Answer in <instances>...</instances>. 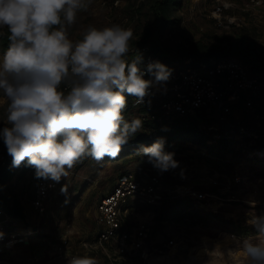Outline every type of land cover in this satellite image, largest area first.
I'll return each instance as SVG.
<instances>
[{"label":"rangeland","instance_id":"374dc122","mask_svg":"<svg viewBox=\"0 0 264 264\" xmlns=\"http://www.w3.org/2000/svg\"><path fill=\"white\" fill-rule=\"evenodd\" d=\"M112 1L91 0L70 29L71 37L79 38L80 30L89 24L102 27L121 23L133 29V39H139L151 20L147 3L136 7V0H120L114 6ZM245 3L246 0H181L171 14L174 23L154 33L155 42L162 48L201 42L221 51L237 46L238 53L250 60V64L264 68V0L261 7H248ZM217 6H221L222 12L215 11ZM156 59L168 68L172 66L171 59ZM256 74L264 78V71ZM159 99L160 96L153 101L156 103ZM4 106L5 101L0 97V128L5 119ZM256 112L264 113V101ZM253 118L254 113L241 111L232 123L237 127L250 120L251 124L246 125L249 128L264 126V121H253ZM236 139L239 156L228 157L231 169L223 168V173L211 166L202 148L184 143L169 152L174 153L178 167L165 172L153 167L138 150L101 162L83 158L50 193L47 225L38 235L29 237L27 243L2 247L0 258L23 261L38 255L42 264H55L52 243L59 238H66L78 255H85L77 244L97 233L98 199L110 192L124 173L140 167L144 177L155 172L164 184L187 183L213 194L203 200L181 199L169 207H162L160 203L136 206L137 216L147 219L149 224L147 246L152 254L151 264H244L243 244L256 243V230L249 220L252 216H264V157H254L248 152L264 148V141L253 142L239 136ZM5 151L0 140V156ZM33 178L34 169H31L7 184L6 192L17 195L24 208L25 218L14 224L20 229H30L36 221L29 205ZM170 240L172 244H168ZM90 256L97 264H106L101 254Z\"/></svg>","mask_w":264,"mask_h":264},{"label":"clouds","instance_id":"9594fccd","mask_svg":"<svg viewBox=\"0 0 264 264\" xmlns=\"http://www.w3.org/2000/svg\"><path fill=\"white\" fill-rule=\"evenodd\" d=\"M90 3L0 0V31L8 40L0 55V97L5 101L0 140L11 167H30L38 180L59 183L85 157L101 162L120 156L143 128L141 118H125L128 97L141 105L154 84L171 76L172 70L159 61L142 68L141 54L129 58L134 31L121 23L89 24L73 39L70 29ZM146 74L153 79H145ZM164 147L161 138L138 151L165 172L179 162ZM249 224L256 243L243 244L244 264H264V216H252ZM68 264L97 261L78 255Z\"/></svg>","mask_w":264,"mask_h":264},{"label":"built area","instance_id":"2783aa9c","mask_svg":"<svg viewBox=\"0 0 264 264\" xmlns=\"http://www.w3.org/2000/svg\"><path fill=\"white\" fill-rule=\"evenodd\" d=\"M145 0H136L137 6ZM105 3V1L103 2ZM120 0H113L114 6ZM263 0H246L245 5L261 7ZM216 12H222L217 6ZM136 40V39H134ZM132 52L129 58L136 54L143 56L142 68L152 61H159L149 51L147 45L136 46L131 43ZM136 50V52H135ZM171 76L165 82L154 84L150 95L141 105H135L134 98L131 106L144 107L155 104L153 110L142 116V120L163 121L174 116H193L199 121L200 128L216 141L225 126L241 111L254 113L253 121H264V113L256 112L264 101V78L254 74L239 58L208 57L193 63L186 59L182 63L173 61ZM145 79H153L145 75ZM160 99L155 103L156 97ZM240 104V109L235 107ZM203 118H212L209 121ZM251 121H245L238 126L239 137L250 141H264V126L249 128ZM4 126V125H3ZM2 126V127H3ZM249 155L264 157V148L248 152ZM10 156L7 151L0 156V163ZM137 171L124 173L110 192L101 196L96 204L95 223L97 233L90 239H81L77 246L85 255L101 254L106 264H151V252L147 246L149 224L147 219L139 218L136 206L144 204L156 205L164 200L190 198L203 200L213 194L201 191L187 183L164 184L158 173L144 177L141 168ZM58 183L51 180L32 179V195L29 200L35 224L28 230L15 228V222L0 209V252L2 247L17 242H28L32 234H39L48 223L47 204L52 191ZM173 241H168L172 244ZM52 255L55 264H68V258L78 256V251L66 238H59L52 243ZM162 252V250H159ZM139 261V262H138ZM0 264H42L38 255H32L23 261H12L0 258Z\"/></svg>","mask_w":264,"mask_h":264},{"label":"trees","instance_id":"16d2710c","mask_svg":"<svg viewBox=\"0 0 264 264\" xmlns=\"http://www.w3.org/2000/svg\"><path fill=\"white\" fill-rule=\"evenodd\" d=\"M142 3H147L151 20L146 24L141 37L136 40L133 39L131 43L139 47L147 45L149 51L155 58H167L171 59V61H178L180 63L186 59H191V61L195 63L208 57H237L249 67L252 73L256 74V72L264 71L263 67L250 64V60L238 53L239 48H237V46L226 51L209 48L201 44V42H189L188 44H179L165 48L159 47L155 42L154 33L161 32L174 23L171 14L173 10L180 5L181 0H145ZM7 46V35L2 31L0 33V52L3 53ZM132 98L131 96L128 97V106L124 112L125 118L128 120L134 117L142 119V116L147 114L150 110H153L155 106V104H152L151 106L133 107L131 106ZM235 109L239 110L240 104L237 105ZM203 120L209 121L211 119L203 118ZM232 120L231 123L225 126V133H222L220 138L214 142L211 141L210 136L200 128L199 121L193 116H174L172 118H165L161 122L157 120H143L142 130L122 147L120 156L139 150L141 145L150 146L155 141L162 138L165 141V152H173L181 143L199 146L205 151L211 166L216 171L223 173V168L226 170L231 169V162L228 161V157L235 158L239 156V152L236 150V145L238 144L236 137L239 134V130L238 126H234ZM253 156L259 157L257 155ZM11 159V157L6 158L0 163V209L15 222L25 218L24 208L17 195L6 192L7 184L14 177H21L32 168L23 165L19 168H13L11 167ZM181 199L185 198L164 200L160 205L162 207H169L177 204ZM15 228L18 227L15 226ZM28 229L29 228H25L22 230ZM33 235L38 234H32L31 236Z\"/></svg>","mask_w":264,"mask_h":264}]
</instances>
